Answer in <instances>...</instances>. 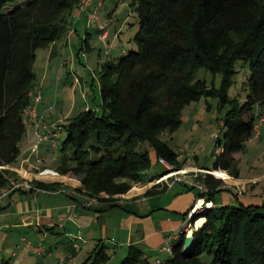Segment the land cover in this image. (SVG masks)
<instances>
[{
    "label": "trees",
    "instance_id": "obj_1",
    "mask_svg": "<svg viewBox=\"0 0 264 264\" xmlns=\"http://www.w3.org/2000/svg\"><path fill=\"white\" fill-rule=\"evenodd\" d=\"M21 1L0 0V165L15 166L21 154L37 49L66 35L80 0ZM132 5L138 14V49H124L118 60L102 63L100 109L82 110L63 125L67 135L61 150L73 154L49 174L76 181V190L98 198L100 205H114L135 186L154 184L167 173L163 166V172L148 176L161 159L176 169L185 167L187 158L180 160L162 135L181 127L187 105L214 95L229 108L217 134L220 150L213 167L206 168L239 177L234 154L256 135L263 114L256 108L264 107V0H133ZM239 62L250 67L242 103L228 93ZM202 67L221 74L220 88L196 79ZM19 175L0 169V189ZM204 180L213 206L195 214L192 223L206 222L194 227L190 250H184L187 232L180 235L165 264H264V197L216 207L223 180L214 175ZM31 181L42 188L58 185ZM98 253L103 261L109 258L104 250ZM141 257L130 247L121 264H139Z\"/></svg>",
    "mask_w": 264,
    "mask_h": 264
},
{
    "label": "crops",
    "instance_id": "obj_2",
    "mask_svg": "<svg viewBox=\"0 0 264 264\" xmlns=\"http://www.w3.org/2000/svg\"><path fill=\"white\" fill-rule=\"evenodd\" d=\"M95 6L96 0H89L87 9L80 18H77V11L74 9L68 31L60 39L64 41L62 46H65V52L70 42L71 44L79 40L81 42H79L80 50L73 53L72 69H77V61L81 64L87 63L86 68L92 66L93 58L89 54L88 58H84L86 54H83L93 49L92 31H99L98 27L88 25L92 8ZM110 26L117 31L116 23ZM107 28L110 38L112 32L108 26ZM62 46L58 44V40L48 46L47 65L41 80L38 81L36 73V83L29 91L32 103V95L40 90L42 83H48L50 86L55 84V103L50 105V97L44 96L43 101L37 105L39 116L43 120L39 127L34 125L27 129L21 142V154L15 163L16 167H22L25 170L24 174H20L21 176L49 184L58 183V185L55 188H42L38 193L24 189L11 191L0 199V264H92V260L93 264H121L128 255L130 247H136L141 252L139 264H155L158 260L165 264L172 257V252L164 249L163 246L169 242L173 247L180 235L186 232L189 211L194 202L201 197L200 191L195 193L194 186L178 181L172 184L150 183L135 186L131 192L120 196L114 205H93L85 201L82 193L74 192V187L78 186L76 181L49 174L50 168L60 165L62 161L60 162L57 158L49 162L48 158L51 154L49 151H43L41 146L44 143H49L50 147L57 146L50 141H45L40 144L37 151H32L33 145L37 142L36 132L47 133L51 125L59 124L58 120L69 119L70 111L73 109L66 104V97L70 91L67 90L68 83L63 84L66 86L65 90H60L64 78L63 65L55 63V57L60 55ZM99 54L102 55L101 51ZM107 60H109L108 57L105 61ZM99 64H101L100 61ZM88 71H91V68ZM74 72L76 75L70 70L69 78L71 76L74 78L76 76V80L79 78V83L73 81V77L70 80L72 85L74 82L77 83L76 88L82 93V98L85 99L89 94H94L97 100V89H94L92 84L89 85L87 73L81 74L78 70ZM91 74L93 79L96 74L99 80L96 72L92 71ZM60 107V113H58ZM185 167L206 168L199 165L198 160L194 163L192 158L188 159ZM227 177L224 178L229 179L228 174ZM189 178L193 179L190 175ZM236 179L242 186L245 185L243 187L245 190L248 185L249 191L251 188L256 191L257 186L264 183V171L255 176L242 177L239 169V177ZM227 187L229 190L216 193L215 205L235 204L239 201L247 202V200L260 198V194L248 196L246 193L236 196L234 194L236 188L230 183ZM79 230L83 231L87 242L82 244L77 239L82 246L80 251L75 253V259L70 260L68 253L73 243V236L70 234H75ZM100 240L106 243L102 242L101 245ZM107 240L112 241L110 245L107 244ZM39 244H44L46 250L40 252L35 250L34 246ZM100 246L107 247L104 252L110 258L106 261L102 260L103 254H97ZM10 248L12 251H9Z\"/></svg>",
    "mask_w": 264,
    "mask_h": 264
},
{
    "label": "rangeland",
    "instance_id": "obj_3",
    "mask_svg": "<svg viewBox=\"0 0 264 264\" xmlns=\"http://www.w3.org/2000/svg\"><path fill=\"white\" fill-rule=\"evenodd\" d=\"M27 1L28 0H22L21 2L24 4ZM98 1L99 0H96V6ZM132 2L133 0H103L101 5L99 6V10H98L99 19L101 23L107 25L112 32L108 42V46L110 47V50L108 54L105 53L106 51L105 45H103L102 40H100L98 37L99 31L97 30L92 31L93 38L91 39V44L93 49L89 53L84 52L83 54V55L86 54L84 58H88L89 57L88 54L90 55L91 58H93L91 62L92 64L91 67L88 66L89 68H86L87 67L86 65H88L87 63L81 64L80 62L77 61V69L71 68V64L73 61L72 58L73 53H77V51L80 50V46H81L79 44L80 40L79 42H74L73 44H71L70 42V46L67 48L66 52L64 50L65 46H62V43L64 41L58 40V44L59 45L61 44L62 47L60 50V55L55 57L56 60L55 63L63 65L64 68L63 69L64 78L60 90L62 89L65 90L66 86L63 84L68 83L67 86L69 89L67 90L70 91L68 93V97H66L67 98L66 104L70 106V109L71 106L73 108L70 111L71 113L70 118L74 115H77L80 111L85 110L86 107H92V109H98V110L100 109V104L102 100L100 95V84L96 74L94 75V79H93L91 72L94 71L97 73V75H99V72L101 70V65L102 63L105 62L107 57L109 60L111 59L118 60L119 57L123 55L124 49H126L127 51L138 49V45L135 41V36L139 31L138 14L136 9L132 5ZM11 8H13V6L7 7L6 10H10ZM115 23H116V28H118L117 31H115L110 26ZM116 32H119L120 36L118 39L114 40ZM100 51L102 55L99 54ZM48 52H49L48 47H39L36 52L37 58L34 64V70L37 73L39 82L43 75V70L47 65L46 63H47ZM99 61L101 64H99ZM236 67H237V73L234 77V82L229 86L228 93L230 98H238L239 101L242 103L244 102V99L247 95L248 78L250 77V67L248 64L243 62H239ZM90 68L91 71H88V69ZM70 70L73 73H75L74 71L77 72V70L81 74L87 73V80L89 82V85L92 84L93 88L97 89L98 92L97 100L95 99L94 94H89L88 97L85 99L82 98V93L80 92L79 89L76 88L77 83L74 82L73 85L71 84L70 78L73 77L74 79L73 81H76V76L75 78L74 76H71L69 78ZM74 75H76V73ZM196 79L206 80L208 87L210 88L213 87L220 88L223 80L221 74H215L205 67H202L198 70L196 74ZM55 89H56L55 84L50 86L48 85V83H42V86L40 90L37 91V93L42 95L41 101H43L44 96L50 97L49 103L50 105H53L55 103L54 101ZM64 94L66 95V92ZM32 101L34 102V99H32ZM39 104L40 102L37 105ZM228 108L229 105L225 106L224 108L221 106L217 96L203 95L199 101H194L184 108L183 117H182L183 122L181 127L171 135L168 132H165L162 135V138L166 140L174 150L179 152L180 160H184L185 158H187L186 159L187 162L188 159L192 158L194 160V163H197L198 160L199 165L203 167L212 168L215 162L216 153H218L221 147L217 140L218 139L217 134L223 128L221 126V122ZM58 109H59L58 113H60L61 107ZM68 120L69 119L67 118H62L61 120H58L57 123L64 125L68 122ZM259 121H260V127L256 135L246 142L245 148L242 151H239L234 154L235 162L237 163L238 160V164L236 163L235 164L236 166L239 165L237 167H239L242 177L248 175L255 176L258 173L264 171V112L261 115ZM223 130L226 131V129ZM59 132H60L59 136L58 138H56L57 147H50L49 143H44L41 146V149L43 151H47V152L49 151V154H51L50 157L48 158L49 162H52L54 161V159L57 158H59L61 162L66 157L72 156L73 154L72 150H69L66 153H64L61 150L62 143L67 135V131L64 130L63 128ZM213 133H215V135H213ZM163 170L164 167L161 164L154 163L148 170V176L150 174L158 175L159 173L163 172ZM224 172L225 173L222 176H220L222 178L216 177L214 175L216 178L223 180L221 184L222 186L224 185V187H222L223 190H229L227 187L229 183L233 184L235 188L237 187L242 188L245 186V185L242 186L241 183L237 181L236 177L232 175L231 170H227V171L224 170ZM227 174L229 175V178L231 177L233 179L231 178L227 179L228 182H225L223 176L228 178ZM193 191L195 193H199V189L196 187L193 188ZM246 193H248V196L253 194H260V196H262L264 193V183L261 186H257L256 191H253V188H251L249 191V187L247 185L246 190L243 192V194ZM245 203L246 204L249 203V200H247V202L245 201ZM226 204L223 203L216 204V207H221ZM68 233L70 234V231ZM80 233H81V237L78 238V240L82 244H84L87 242V238L82 230H79L75 234H70V235L75 237ZM62 240L60 242H62ZM102 242L106 243V241L104 242V240H100L101 245ZM110 242L112 241L107 240L108 245L111 244ZM101 250L105 251L107 250V247L100 246L97 253ZM9 251H12V248H10ZM106 258L108 259L107 256ZM92 264H93V260H92Z\"/></svg>",
    "mask_w": 264,
    "mask_h": 264
},
{
    "label": "built area",
    "instance_id": "obj_4",
    "mask_svg": "<svg viewBox=\"0 0 264 264\" xmlns=\"http://www.w3.org/2000/svg\"><path fill=\"white\" fill-rule=\"evenodd\" d=\"M88 1L89 0H80L78 2V4L76 5L75 9L77 11V18H80L81 15L83 14V12L86 11ZM102 2H103V0H99L97 3V6L94 7L93 11L91 12L90 18L88 19V25L90 27L96 26L99 28V38H100V40H102V42L105 45V49H106L105 53L108 54L109 50H110V47L108 46L109 36H110L109 29L107 28V26L105 24L101 23V21L98 17L99 6L101 5ZM119 36H120L119 32H116L114 40L118 39ZM76 81H77V83H79L80 82L79 78H77ZM32 96H33L34 102H32L23 112V122L26 125L27 129L31 128L34 125L39 127L40 123L43 120V118H41L39 116L38 107H37V104L39 102H41V100H42V95L38 94L37 92L36 93L34 92ZM256 110H257V114L261 110L264 112V107L261 108V107L257 106ZM260 118H261V115H260L258 121L260 120ZM259 127H260V121L257 122V124L255 126L256 133L259 131ZM63 128H64V126L62 124H55V125H51V127L47 133L42 134V133L37 131L36 132L37 142H36V144L33 145L32 151H37L38 148L40 147V144L42 142H45V141H50V142H52V144L54 146H57L56 138H58L59 131ZM213 135H215V133H213ZM217 136H219V135H217ZM161 164L163 166H165V168H167L168 172L159 176L156 179L157 184H159V183L172 184V183L178 181V182H182L186 185H192V186L198 188L200 193H201L200 196H202V197L198 198L194 202L191 210L189 211L187 228H186V232L188 233L190 231V229H194V227L198 228V226H199L198 221L200 219L193 224L192 223L193 216L195 214H197L198 212L202 211L204 208H210L213 206V202L207 201L205 198L207 196V194L210 192V188L206 184V181L204 180V178H206L208 175H215L216 177H219V178H222V177L217 176L215 174L214 171H216V170H211L208 168L184 167L181 169H176L175 167L170 165L164 159H161ZM0 169H10L14 172H17L18 174H24V172H25L24 168L11 166V165H0ZM189 175L193 179H190ZM223 179L225 180V182H228L224 178V176H223ZM231 179H233V178H231ZM231 185L233 186V184H231ZM221 187H224V185L223 186L221 185ZM21 189L38 193L39 191L42 190V187L37 186L30 179L24 180V179H21L19 177H16V178L12 177L10 186L2 187L0 189V199L7 196L11 191H16V190H21ZM63 191L67 192L66 189H63ZM75 191H77L76 187H74V192ZM244 191H245V189L243 187L242 188H240V187L236 188V193L239 195H242ZM83 196L85 197V201L89 204H93V205L94 204L95 205L100 204V201L96 197H91V196H88L85 194H83ZM80 237H81V233L78 234L77 236L73 237L72 248L68 253V258L70 260H74L75 259V253H77L81 249L82 245H81V243H79L77 241V239ZM34 247H35V250H37L38 252L46 250V246L44 244H39V245L34 246ZM163 248L172 252L173 247L169 242H166V244L163 246ZM155 264H162V262L160 260H158Z\"/></svg>",
    "mask_w": 264,
    "mask_h": 264
},
{
    "label": "water",
    "instance_id": "obj_5",
    "mask_svg": "<svg viewBox=\"0 0 264 264\" xmlns=\"http://www.w3.org/2000/svg\"><path fill=\"white\" fill-rule=\"evenodd\" d=\"M194 231H195L194 229H190V231L187 233L185 247H184L185 251L190 250L194 243Z\"/></svg>",
    "mask_w": 264,
    "mask_h": 264
},
{
    "label": "bare ground",
    "instance_id": "obj_6",
    "mask_svg": "<svg viewBox=\"0 0 264 264\" xmlns=\"http://www.w3.org/2000/svg\"><path fill=\"white\" fill-rule=\"evenodd\" d=\"M215 172V174L217 175V176H222L225 172L224 171H222V170H216V171H214ZM205 222H206V220L204 219V218H200V220L198 221V225L201 227L202 225H204L205 224Z\"/></svg>",
    "mask_w": 264,
    "mask_h": 264
}]
</instances>
